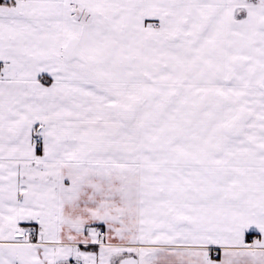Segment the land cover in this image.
I'll return each mask as SVG.
<instances>
[{
	"label": "snow or ice",
	"instance_id": "1",
	"mask_svg": "<svg viewBox=\"0 0 264 264\" xmlns=\"http://www.w3.org/2000/svg\"><path fill=\"white\" fill-rule=\"evenodd\" d=\"M0 264H264V0H0Z\"/></svg>",
	"mask_w": 264,
	"mask_h": 264
}]
</instances>
